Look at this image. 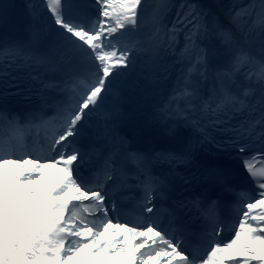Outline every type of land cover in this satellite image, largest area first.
<instances>
[{"label":"snow or ice","instance_id":"snow-or-ice-1","mask_svg":"<svg viewBox=\"0 0 264 264\" xmlns=\"http://www.w3.org/2000/svg\"><path fill=\"white\" fill-rule=\"evenodd\" d=\"M0 264H264V0L0 2Z\"/></svg>","mask_w":264,"mask_h":264},{"label":"bare ground","instance_id":"bare-ground-1","mask_svg":"<svg viewBox=\"0 0 264 264\" xmlns=\"http://www.w3.org/2000/svg\"><path fill=\"white\" fill-rule=\"evenodd\" d=\"M53 172H54V170H53ZM257 211H259V209H257ZM114 231H116V230H114ZM238 259H243V258H238Z\"/></svg>","mask_w":264,"mask_h":264}]
</instances>
